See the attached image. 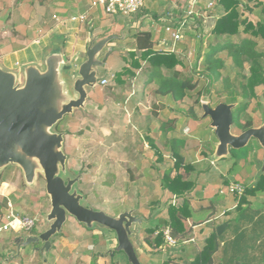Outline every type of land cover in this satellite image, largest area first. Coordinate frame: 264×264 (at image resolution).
<instances>
[{"label": "rangeland", "instance_id": "rangeland-1", "mask_svg": "<svg viewBox=\"0 0 264 264\" xmlns=\"http://www.w3.org/2000/svg\"><path fill=\"white\" fill-rule=\"evenodd\" d=\"M27 1L23 0L21 4ZM90 1L32 0V5H15L17 1H13L12 5L11 1H8L6 5L0 6V63L11 70H18L32 61H39L38 64L41 65L44 48H48L56 36L52 37L53 34H49L46 39L41 40L40 44H33L30 41L48 32L52 24L63 20L64 11L73 10L76 15L78 14L77 17L84 14L83 11ZM179 1H176L178 6L185 12L188 1L183 0V3H178ZM198 2L199 0L197 4ZM262 2L263 5L256 6L257 11L264 6V0ZM245 5L254 6V3L241 0L242 17L247 16L253 22L256 21L257 17H253ZM155 8L159 11L157 6ZM163 10L162 13L165 12V9ZM130 18L122 14L113 16L106 14L105 17L92 20V26L86 23L88 19L79 21L83 24L81 26L87 29L81 35L77 33L75 37L85 35L87 31L100 37L110 33L119 34ZM197 20L188 24L183 31L182 38L174 46L169 41V34L165 32L164 25L161 27L160 23H157L162 33L155 32V47L170 50L176 54L181 59L182 65L178 68L182 75L197 80L196 88L187 91L186 96L180 102L174 101L170 96L156 94L154 89L157 81L154 79L148 81L146 88L138 87L140 81L147 82V71L133 69L136 73L135 77H125L127 83L118 84L114 79V72L121 70L124 65H121V61L124 60L120 51H117V55L112 52L106 59L108 61L98 67V75H106L109 83L105 86L98 84L94 88H87L88 98L85 107L65 115L55 127V130L65 132L64 151L68 156L69 174L72 177L81 174L77 187L84 195L83 204L90 205L94 209H101L110 215L135 209L136 215L144 217V221L137 226L139 232L145 235L143 238L150 241L157 231H162L165 243L160 250H168L169 247L177 244L180 246L176 248H179L181 252L183 243L175 240L174 244H168L165 231L169 230V227L162 222L158 224L153 234H148L145 229L155 226V216L167 217V208L169 204H172L173 196L177 199L174 205L184 201L189 203L192 191L203 188V183L198 180L200 170L203 169L201 163L205 162L202 159L205 155L210 159L214 150L213 141L216 136L213 129L209 127L210 119L208 117L195 118L203 113L197 98L200 103L208 102L211 106L225 100L244 103L240 82L242 75L247 74V63L245 68L241 69L234 65L227 51L217 53L216 57L222 58L224 66L218 70L219 77L212 82L205 73L202 54L208 43L214 44L218 39L210 32L211 28L205 24H203L204 31L200 39L199 30L193 26ZM75 32H72V35ZM73 39L74 36H70L66 40L67 46ZM79 40L83 41V38ZM161 40L164 42L158 45ZM115 42L121 44L119 40L112 41L110 44ZM126 43L134 48L133 41ZM256 48L264 50V43L258 40ZM65 50V59L70 62L73 59L71 57L73 53L70 54L67 48ZM112 60L117 68L110 70L109 62ZM16 62H19V65H16ZM126 62L130 63L131 60L126 59ZM163 70L168 72L166 69ZM207 87H210L208 92L205 91ZM199 92L201 95L198 97ZM256 92L257 98L249 99L245 109L236 107L233 109L234 115L240 112L241 124L248 119L252 120L253 125L264 120V86L258 87ZM152 109L156 111L154 114L151 113ZM172 116H175V122L165 126L166 120ZM162 125L164 127H161ZM241 129L242 125L238 126L233 123L234 132L243 131ZM173 140L182 142L178 147L179 152L187 162H191L198 168L196 171L184 174L185 177L194 181V185L191 188L192 191L190 189L180 196L172 195L162 186V175L174 166L171 150ZM252 150L259 154V158L262 157L263 151L255 139H251L246 147L232 150V154L238 155L241 160H238L231 168V173L244 171L239 176L236 175L239 181L230 180L222 186L223 190L218 191L217 189L214 194L238 197L244 191L238 194V191L231 190L233 184H241L244 190L252 185L247 181L253 177L250 176L251 170L246 169L244 165ZM212 163L214 162L211 161ZM179 171L184 173L183 168ZM204 190L206 191L207 188L204 187ZM208 190L210 194L214 191ZM2 197L7 198V205L2 209L0 226L7 221L10 209L19 216L36 217L37 223L34 226L35 229L30 232L0 231V264H97L101 254L105 260H109L106 251L115 246L114 233L104 227L88 229L73 217H68L61 233L52 237V247L49 251H39L42 243H31L18 249L17 239L23 241L28 234L37 235L46 228L45 214L50 209V201L45 193V181L39 178L35 186H27L23 182L19 168L15 165H8L0 172V198ZM185 224H187L186 221ZM131 241L142 264H146L142 259L146 253L153 256L151 261L154 263L155 251L158 249L147 243L142 244V239L138 241L135 236L131 237ZM119 253L121 252H116L115 256ZM45 259L47 263L44 262Z\"/></svg>", "mask_w": 264, "mask_h": 264}, {"label": "water", "instance_id": "water-1", "mask_svg": "<svg viewBox=\"0 0 264 264\" xmlns=\"http://www.w3.org/2000/svg\"><path fill=\"white\" fill-rule=\"evenodd\" d=\"M130 28L133 27L125 25L119 34L104 37L90 33L83 56L70 62L65 59L61 39L56 38L44 51L41 65L29 62L11 70L0 63V172L8 165H15L27 186H35L42 178L50 201L45 214L46 228L37 235L25 236L18 249L42 243L39 251H49L52 237L61 233L68 217H73L88 229L104 227L114 233L115 246L106 251L109 256L121 252L128 264H142L131 237L139 241L137 226L144 217L136 215L135 209L110 215L84 205V195L77 187L81 174L72 177L68 172L65 132L55 130L65 115L85 107L87 88H94L103 77L98 75V67L115 50L110 42L126 38ZM236 106L237 102H219L215 106L201 102V117L210 119L209 127L217 138L210 159L215 162L229 158L231 150L246 147L255 139L263 151L260 175L264 173V120L234 132ZM225 226V223L217 226L216 233L219 235Z\"/></svg>", "mask_w": 264, "mask_h": 264}, {"label": "crops", "instance_id": "crops-1", "mask_svg": "<svg viewBox=\"0 0 264 264\" xmlns=\"http://www.w3.org/2000/svg\"><path fill=\"white\" fill-rule=\"evenodd\" d=\"M8 1H11V4L13 1H17L15 5H32V0H28L24 4H21L23 0H0V6L6 5ZM176 1L174 4H170L164 0L159 2L157 0H145L144 5L137 14L132 16L125 23L131 25L133 28L128 29L126 38L119 40L121 44H117V42L112 44L115 47V50L113 51L114 54L117 55L116 52L120 51V55L123 57L124 61H121V65L127 64L126 59L128 61L130 60V56L127 53L130 49H133V46L130 47L126 42H134V35L137 31H150L152 40L155 42V32L162 33V30H160L161 28L159 29L157 23H160V26L167 24V21H164L163 17L166 16L168 10L176 12V10L183 9L178 6L179 4H177ZM187 1V4H189L191 0ZM209 1L210 0H199L195 8L198 15L190 16V21L198 19L194 24L195 27H197L200 22L201 32L204 31L203 24L208 28H211L215 19L221 13V8L218 6H214L213 9L211 8L209 10L204 8ZM213 1L216 3V0ZM90 2H88L89 5L86 7L85 11H83L87 15L88 20L86 23L88 26H92V20H98L106 15L100 8H90ZM183 2V0H180L178 3ZM252 2L254 3V1ZM155 6L159 8V11L155 10ZM163 9H165L164 13H162L164 11ZM248 12L253 14V17H257V20L261 18L260 11H257L255 6H253V9ZM63 15V20L52 24L51 27H49L48 32L36 39H32L30 42L33 44H40L42 39H46L49 34H53L52 37L56 36L55 39L60 37L65 40H61L63 41L62 43H64V54L66 51L65 48H67L70 54L73 53V56L71 57L79 58L84 54L90 31H87L85 35L83 34L78 38L75 37L77 33L80 35L82 32L84 33V30L87 29V27H82L83 24L79 22L77 17L78 14L76 15L73 10L67 12L64 11ZM74 31L76 32L72 35V32ZM70 36H74V39L70 45L67 46L66 40H68ZM82 38L83 41H80L79 39ZM161 42H164V40L159 41L158 45H160ZM46 49L47 47H45L43 51ZM38 62L39 61H35L37 64ZM16 65H19V62H16ZM109 68L110 70L117 68L114 66L113 60L109 62ZM101 76L106 75L102 74ZM126 83L127 82L124 84ZM147 84L148 82L140 81L138 87H142L143 89L144 87L146 88ZM151 113L154 114V111H151ZM255 125H258V123H254L253 126ZM236 132L238 133L241 131L239 130ZM216 140L217 138H215L213 143H215ZM231 156L232 157L225 158L224 160L220 159L221 162L218 160L212 164L211 160L206 155L202 159L205 162H202L201 160L203 169L200 170L198 180H200L204 186L200 190L196 189L192 191L191 189L192 198L190 201L188 200L191 216L185 220L187 222L185 225L189 228V233L187 236L188 239L181 244L183 245V247H181L182 255L179 248H176L180 245H173L172 247H169L168 250L161 248L162 250L158 249L155 251V264H191L193 257L203 247L205 239L213 231L216 232L217 226L223 223H225L226 226L219 235L217 234V251L212 255L213 264H235L236 261H239L240 264H264V192L261 193L262 195L257 193L254 196H247L248 202L243 203L240 208L238 207L239 197H236V195H221L220 193V195H218L215 193L217 195V198H215L216 195L214 192H216L217 189L218 191L222 189V186L226 185L230 180L239 181L236 175L239 176V174H242L241 172L244 171L241 170L231 173V168L238 162V160H241L238 158V155L234 156L232 154ZM258 156L259 154L255 153V150H252L248 161L245 160L244 162L246 163L244 164L246 169L251 170L250 176L253 177L247 181L252 184L255 183L256 178L259 176L258 172L263 160V155L261 158ZM217 162L219 163L217 164ZM197 169L198 168L193 164L192 171H196ZM215 175L216 177H214ZM204 187L207 188V190L212 189L214 191L210 194V191H205ZM165 219L166 217L160 218L158 215L155 216V227H158V224L160 222L163 223ZM199 221H201V223H199ZM143 236L145 235L140 231L139 239H142V244H145L147 241ZM163 253H167L168 255L166 256ZM151 257L153 256H150V253H146L142 259L145 260L146 264H154L151 261ZM112 261H115L118 264H128L126 257L121 253L117 256H115V254L112 257L109 256V260H105L103 254H101L97 264H110Z\"/></svg>", "mask_w": 264, "mask_h": 264}, {"label": "trees", "instance_id": "trees-1", "mask_svg": "<svg viewBox=\"0 0 264 264\" xmlns=\"http://www.w3.org/2000/svg\"><path fill=\"white\" fill-rule=\"evenodd\" d=\"M255 1V0H249ZM216 6L221 8L220 15L215 19L210 32L218 39L214 44L208 43L202 54V61L205 64V73L210 77L211 81H215L219 77V71L224 66L222 58L216 57V54L221 51H227L232 58L234 65L244 69L247 63V74L242 75L240 87L244 97V103H237L236 108L245 109L248 100L257 98L256 89L264 86V50L257 49V41L261 40L264 43V6L260 8V16L257 21H252L247 16L242 17L241 0H216ZM263 5L262 0L254 2V6ZM245 8L252 10L253 5H245ZM195 27V24L193 25ZM201 35V24L195 27ZM139 53V54H138ZM131 62H127L121 70L114 72V79L118 84L125 83V77H135L136 73L133 69L147 71V82L157 81V86L154 92L161 96H170L174 101L180 102L187 94V91H192L196 88L197 80L192 77H185L178 66L181 64V59L171 52L155 47V42L152 40L150 31H137L134 35V48L129 50ZM166 69L168 72H164ZM229 87V85L227 86ZM210 91V87L205 89ZM264 93V92H263ZM231 94V91H230ZM200 92L198 97L200 96ZM198 103L201 105L197 98ZM220 102V101H219ZM229 103L231 101H222ZM218 103V102H217ZM216 103V104H217ZM154 113L155 109H152ZM202 119L203 117H196ZM175 122V116L168 118L164 123L165 126L172 125ZM233 123L240 126L241 130H245L253 126L252 120L248 119L244 123H240V112L233 113ZM161 127H164L163 125ZM182 143L180 140H173L171 145L172 155L174 159L173 168L167 169L162 175V186L172 195L180 196L193 187V180L185 177L192 171L193 164L187 162L184 156L179 152V146ZM232 151V150H231ZM159 158L161 156L159 155ZM183 168L184 173L179 169ZM264 192V173L260 174L255 183L247 187L244 193L239 197L238 207L243 203H247V196H254L257 193ZM7 205V198H0V215L2 209ZM189 205L183 202L178 205L169 204L167 208V217L164 220V225L169 227L170 236L177 242L186 241L188 238V229L185 225V220L189 217ZM35 228L33 227L31 231ZM148 234H153L156 227L145 229ZM110 231V230H109ZM112 232V231H111ZM32 234V233H30ZM96 238V237H95ZM147 243L160 249L165 243L162 231H157L152 240H147ZM217 251V233L213 231L204 241L203 247L193 257L191 264H213L212 255ZM264 256V253H263ZM110 264H118L112 261ZM221 264V263H220Z\"/></svg>", "mask_w": 264, "mask_h": 264}, {"label": "built area", "instance_id": "built-area-1", "mask_svg": "<svg viewBox=\"0 0 264 264\" xmlns=\"http://www.w3.org/2000/svg\"><path fill=\"white\" fill-rule=\"evenodd\" d=\"M167 3L174 4L176 0H164ZM145 0H91L90 8H100L102 11L110 16L122 14L126 16H134L144 5ZM216 3L213 0H210L206 4V8H212ZM197 0H191L187 6L186 11L176 10L173 12L172 10H168L165 17H163L164 21H167V24L164 25L165 32L169 34V41L174 46L177 42L182 38L183 31L188 27L191 15H198L196 11ZM79 21H86L87 15L86 13L80 14L78 16ZM109 83V79L107 76H103L99 81V85L105 86ZM231 190L238 191V194H241L244 191V187L241 184H233L231 186ZM175 196H173L172 204L176 202ZM8 205L11 206L10 202ZM37 218L34 216H19L12 212L10 209L7 215V221L0 226V231H13L14 233L30 232L32 228L36 225ZM166 241L168 244H174L175 240L169 235V230L165 231Z\"/></svg>", "mask_w": 264, "mask_h": 264}, {"label": "flooded vegetation", "instance_id": "flooded-vegetation-1", "mask_svg": "<svg viewBox=\"0 0 264 264\" xmlns=\"http://www.w3.org/2000/svg\"><path fill=\"white\" fill-rule=\"evenodd\" d=\"M21 240L20 239H18V241L16 242V245L18 244V242H20Z\"/></svg>", "mask_w": 264, "mask_h": 264}]
</instances>
